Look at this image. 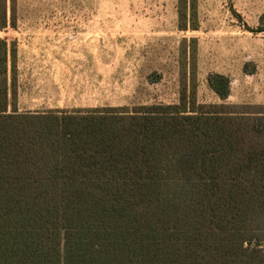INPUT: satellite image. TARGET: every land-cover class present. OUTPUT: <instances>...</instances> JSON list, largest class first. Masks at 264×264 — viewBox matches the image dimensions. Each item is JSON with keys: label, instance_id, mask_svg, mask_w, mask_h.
<instances>
[{"label": "trees", "instance_id": "trees-1", "mask_svg": "<svg viewBox=\"0 0 264 264\" xmlns=\"http://www.w3.org/2000/svg\"><path fill=\"white\" fill-rule=\"evenodd\" d=\"M8 65L0 264H264L263 112L9 113Z\"/></svg>", "mask_w": 264, "mask_h": 264}, {"label": "rangeland", "instance_id": "rangeland-1", "mask_svg": "<svg viewBox=\"0 0 264 264\" xmlns=\"http://www.w3.org/2000/svg\"><path fill=\"white\" fill-rule=\"evenodd\" d=\"M5 3L9 113L132 114L183 97L188 111L264 113V0Z\"/></svg>", "mask_w": 264, "mask_h": 264}]
</instances>
